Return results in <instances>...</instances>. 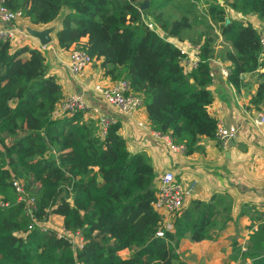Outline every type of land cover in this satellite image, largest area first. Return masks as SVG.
Here are the masks:
<instances>
[{
  "label": "trees",
  "instance_id": "trees-1",
  "mask_svg": "<svg viewBox=\"0 0 264 264\" xmlns=\"http://www.w3.org/2000/svg\"><path fill=\"white\" fill-rule=\"evenodd\" d=\"M205 1L207 12L197 16L196 24L189 14L174 17L170 12L173 6L195 7L189 0L4 3L35 26L62 18L59 47L76 45L95 62L101 60L112 80L127 79L153 129L169 133L190 155L202 136L215 138L218 126L208 111L212 72L217 70L214 28L231 45L220 52L229 62V81L240 90L246 86L244 75L256 74L260 80L251 104L264 106L260 31L241 18L227 22L230 11L264 20V0ZM169 38L200 45L195 69H185L184 54ZM64 98L40 47L0 41V264H186L179 253L183 239L221 236L232 219L233 202L221 194L209 201L191 200L173 217V229L158 236L163 221L154 207L158 174L149 156L128 149L118 119L103 133L96 116L82 111L56 116ZM15 180L34 199L32 214L19 200ZM53 215L63 218L66 230L83 232L84 248L75 251L66 237L46 227ZM251 241L242 252L243 264H264V222ZM124 249L133 250L129 258L120 255Z\"/></svg>",
  "mask_w": 264,
  "mask_h": 264
},
{
  "label": "crops",
  "instance_id": "crops-1",
  "mask_svg": "<svg viewBox=\"0 0 264 264\" xmlns=\"http://www.w3.org/2000/svg\"><path fill=\"white\" fill-rule=\"evenodd\" d=\"M236 15L237 12L230 11L228 19L235 18ZM54 24H57L58 28L52 34L53 40L44 53L50 72L58 77L65 97L73 94L83 95L90 106L100 108L103 114L118 119L121 122L120 133L127 139L128 149L132 153L145 152L158 175L172 169L176 173V179L190 189L188 203L197 199L209 201L216 194L232 198V219L221 236L217 240L199 242L185 238L180 243L179 251L190 249V264L240 263L242 247L252 245L251 228L264 222V217L260 218V213L263 212L258 207L264 200V126L258 127L254 121L257 113L264 111V106L257 108L251 104L259 77L256 74L244 75L246 86L238 90L229 79L221 76L220 67L229 65V62L220 57V52L231 48V45L224 41L219 32L218 45L215 46L217 75L210 84L213 102L208 111L216 118L218 124L236 126L238 133L227 148H223L216 138L202 136L199 149L188 155L185 151L172 150L138 126V121L149 120L145 107L132 115H124L94 92L93 86L96 83L108 84L112 81L111 77L104 73L101 60L93 63L83 78L72 73L70 50L60 48L56 37L62 25V18L44 26L32 25L26 18L18 19L13 24L0 25L5 28H17L19 32L26 30L28 26L44 29ZM20 41L21 46L41 45L40 40L34 36H20ZM82 41L86 42L87 38ZM257 210L259 213H256ZM60 218L63 222V218ZM169 220L166 215L165 221ZM124 253L128 256L124 257ZM132 253L133 250L130 249L120 251L123 258H129ZM250 262L251 259L247 258L246 263Z\"/></svg>",
  "mask_w": 264,
  "mask_h": 264
},
{
  "label": "built area",
  "instance_id": "built-area-1",
  "mask_svg": "<svg viewBox=\"0 0 264 264\" xmlns=\"http://www.w3.org/2000/svg\"><path fill=\"white\" fill-rule=\"evenodd\" d=\"M234 13V12H233ZM21 18L20 12H14L10 10L4 3V0H0V24H13L15 21ZM235 18H241L248 22H252L254 26L260 31L264 28V20H259L255 15H236ZM150 29L160 32V28L152 23L146 22ZM260 38L262 43L263 55H264V30L260 31ZM30 36V34L24 30L17 32V28H5L0 25V41L11 40L16 45H21L20 36ZM184 54L182 65L187 71L195 69L200 62V45L193 44L188 39L169 38ZM44 52L49 46H39ZM95 63L94 58L82 48L73 46L70 49V69L75 76L85 77L87 69ZM219 65V64H218ZM220 74L224 78H229L230 68L229 65L220 67ZM216 72H212L214 81L216 79ZM94 92L104 99L109 105L117 108V110L124 115H132L139 111L143 105V101L140 96L132 93L130 82L122 78L117 81H110L108 84L96 83L93 86ZM82 111L89 116H96L100 120L102 132L105 133L110 124L116 122V118L110 115L102 113L100 108L92 107L89 105L83 95L73 94L66 96L64 100L59 104L55 113L56 116L70 115L73 112ZM255 124L258 127L264 126V111H259L255 118ZM138 126L143 130L152 134V136L158 140H161L164 145L168 146L174 151H185V145L176 144L173 137L169 133H163L159 130L153 129L150 120L138 121ZM238 128L236 126H225L218 124L215 133V138L223 148H227L230 141L237 135ZM157 183V198L154 202L155 209L162 215V227L158 230V236H165L166 230H172V221L175 214L179 213L187 204L190 197V189L183 185L182 182L176 179V173L172 169H167L158 175ZM14 187L19 193V200H25L28 207V213H33L34 199L26 197V191L23 184L19 180L14 181ZM258 207L263 212L264 217V200H262ZM169 216V222L165 221V216ZM259 225L251 228V233L258 229ZM59 236L66 237L72 247L75 249H82L86 244V237L81 231H69L64 227L61 231H57ZM247 250V245L242 247V251ZM80 264V263H76Z\"/></svg>",
  "mask_w": 264,
  "mask_h": 264
},
{
  "label": "rangeland",
  "instance_id": "rangeland-1",
  "mask_svg": "<svg viewBox=\"0 0 264 264\" xmlns=\"http://www.w3.org/2000/svg\"><path fill=\"white\" fill-rule=\"evenodd\" d=\"M187 2V0H186ZM189 2L195 4V7H189V6H173L170 8V12L174 17H179L181 14H189V17H191L195 23V19L197 16L205 15L207 12V2L205 0H189ZM222 2V1H220ZM223 3V2H222ZM196 24V23H195ZM201 25H204L201 23ZM214 34L217 36L215 41V46L218 45V39H219V31L217 28H214L213 30ZM0 149H3L2 144L0 143ZM61 216L54 215L51 220L46 223V227H53L55 230L61 231L63 229V222L61 221ZM181 259L186 263L190 264V249H187L186 251H179ZM127 253H124L123 256L126 257ZM130 254V253H129ZM187 254V255H186ZM189 254V255H188ZM244 260L242 258L241 262L237 264H243ZM224 264V263H223Z\"/></svg>",
  "mask_w": 264,
  "mask_h": 264
},
{
  "label": "water",
  "instance_id": "water-1",
  "mask_svg": "<svg viewBox=\"0 0 264 264\" xmlns=\"http://www.w3.org/2000/svg\"><path fill=\"white\" fill-rule=\"evenodd\" d=\"M147 6H148V3L146 2L142 5L141 9H144ZM227 22H229V19H227ZM57 28H58L57 24H54L53 26L44 28V29H39V28L28 26L26 28V31L30 34V36H34L38 38L42 46H47L52 42L53 40L52 34L57 30Z\"/></svg>",
  "mask_w": 264,
  "mask_h": 264
}]
</instances>
